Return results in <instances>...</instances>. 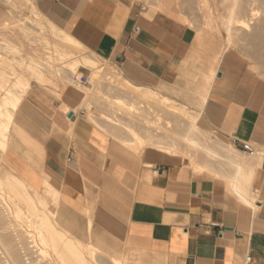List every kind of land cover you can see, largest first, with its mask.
Wrapping results in <instances>:
<instances>
[{
  "label": "crops",
  "instance_id": "0c3cea01",
  "mask_svg": "<svg viewBox=\"0 0 264 264\" xmlns=\"http://www.w3.org/2000/svg\"><path fill=\"white\" fill-rule=\"evenodd\" d=\"M36 9L137 88L184 85L192 69L193 32L130 0H36ZM36 42L49 56V40ZM88 86L24 94L3 160L32 191L54 190L72 237L98 252L95 263L264 264V83L219 72L197 123L214 145L200 156L188 148L187 158L136 149L94 115L98 103H84Z\"/></svg>",
  "mask_w": 264,
  "mask_h": 264
},
{
  "label": "rangeland",
  "instance_id": "374dc122",
  "mask_svg": "<svg viewBox=\"0 0 264 264\" xmlns=\"http://www.w3.org/2000/svg\"><path fill=\"white\" fill-rule=\"evenodd\" d=\"M26 1H28V2H26ZM130 1L132 4L137 5L142 10L143 13L162 14V15H164V16H166V17H168V18H170V19H172V20H174V21H176L182 25L187 26L194 34V49H193L194 55L192 57V63H193L192 69L188 70L186 72V74L183 75V77L186 78L187 80H186L185 84L184 85L182 84L181 86L157 88V90H158L157 93L159 94V98L161 97V99H162L161 100L162 104L160 103V101L157 100L158 98L153 99V100L152 99L138 100L135 97H133V95H131V94L129 95V94H126L124 92H123V95L119 96L122 100L120 102H117V100H116V102H117L116 103L113 96L118 97L117 91H114V90L112 91L106 85L108 83H110L111 77H114V76L120 77V75L116 76L117 75L116 73L119 72L118 68L116 67V65L114 63L109 62V61H105V60H101L98 57L91 54L90 56H92V58L98 59L100 62V64L97 67H102V71L99 75H101V77H102L103 85L100 88L101 90H98V91L96 90L97 92H94L95 86H94L92 77H93V73L95 72L96 68H88V67H85L84 65H82L80 63L81 59H80L79 54H75L73 56H70V55L65 56V54H63L61 51L59 53L60 54L62 53V54L61 55L58 54L57 52H55L56 49L54 48V46H50L51 49H47L48 52L50 51L52 53L51 56L53 55L52 56L53 58L43 57V59H46V60H44V63H46L47 65H52V66L58 65V66L67 67V62L73 61V62H77L78 66L72 67L70 69V71L68 72V74L65 72H62L60 70L59 71L56 70L58 72H55V74L57 75L58 78L59 77L60 78L56 80L55 84L42 82V81L35 78L36 76H38V73L34 74L35 76L33 77V76H31L32 74L30 75V74H28V72H25V73L23 72V70H25L23 68L27 67L25 65L30 63V60H28L26 57H25V60L23 61V64H20L19 59H14V61H10L11 60V58H10L9 60L6 61L7 51H8L7 47H6L7 38H5V41H2L4 39L2 34H1L2 38L0 36V38H1L0 39L1 40L0 46H3V47L5 46V48H3V49H5L7 51H4L2 49L0 50V52H1L0 53V64H2V63L5 64L7 62V64L10 63L11 66L12 65L13 66L12 67L10 66L11 67L10 68V67H8L9 65L5 64V68H7L5 70V68H3L4 64L0 65V68H1L0 73H4L3 75L9 76L8 72H13L14 70L16 72H18L20 70L18 73L22 74V77H23L22 79H25V77H26V80L29 83L28 89L25 92V95L34 87L40 88V89L47 91V92L53 91L56 89V87H59L60 85L66 83V81H62L61 78L66 77L67 75H68L67 76V79H68L67 83L72 84V82H71L72 76H75L77 74L81 75V73H84L87 75V77L89 79V83H90L87 88L83 89V91H85V93H86V99H85L84 103L94 100L96 103H98V107L101 108L100 112H94V115L100 116L98 118H101L104 121L111 123V125H114L116 131H120L122 133V135L130 137V139L133 138L132 141L133 140H135V141L132 142V145H134L135 147L137 146V149L138 148L139 149L144 148L146 146L148 147L150 145V146H153V147H156L158 149L165 151L163 148H160L159 146H156L154 144H146L145 145L144 141L149 139V134L151 133L154 136L153 138H155V140H159L161 138L160 141L162 142L161 144L163 147H164L163 141H164V143L165 142L166 143L171 142L170 144H173L175 147L174 152L177 151L178 154H180L184 158H187L188 154H187V151L185 150V148L187 149L188 147H187L186 142L183 140V138L188 133V127L190 125L189 123H192L191 119H193V116L196 115L195 118H197V119L195 121V131H192L191 137L192 138L194 137V139L198 140V143L196 140L197 145L200 144L201 146L202 145L204 146V145H209V144L211 145L212 144V141L210 140V137H209V135H210L209 133H205L204 135L198 136L199 135L198 132L201 131L200 128L197 127V123H198V119L200 118V115L197 116V114H193L192 112H198V111H200L201 108H203L202 107L203 100L201 99V97L204 96L206 98V101H207L209 90H210L212 84L214 83L216 77L218 76L219 72H227V73L238 72L243 77H247L250 80H256L258 82L264 83V43H263L264 40L261 41L263 43V45H261L262 43L260 42L259 43L260 45L254 44V46H253V44H252V46H251L250 45L251 43H250L249 44L250 47H247L248 45H244L241 42L242 39L248 41L246 39L248 37L247 31H248L249 36L252 35V33H253L252 27L254 24L253 22H256V20L259 18V16L261 18L263 17V14H264L263 11L264 10L262 9V6L260 5L259 2H256L257 4H255L254 1L245 0L244 6L247 5L246 9H247L248 5H249V7L251 5L254 6L255 9H252L253 7L251 6V8L248 7V10L252 9L253 12L256 13V16H254V17H257V18H254V20L248 19L250 17L248 15V13H247L248 16H246V10L241 11V14L239 13L240 19L251 20V21L247 20V23L249 22L248 24H251L252 27L250 25H248L247 29L242 30L244 32H242L240 30V32L242 34V35H240L238 28H236L237 30L232 29V32H231V31H228L227 29H225L224 26H222V24H220L221 21L225 20V18H226L225 16H227V10L225 12L222 10L223 9L225 10V7L227 5H229V3L232 2V0H230V2H228V0H192L193 3L190 7L189 6L187 7L185 5V3H184L185 0H170L172 5H171V8H168V9H167V7L164 6L163 3H161L160 0H130ZM218 1H220V2H218ZM221 1L223 3H221ZM249 2H251V5ZM219 3L221 4V7L222 6L224 7L222 10L219 7L220 6ZM215 4H217V5L219 4V6H216ZM256 5H258L257 6L258 8L255 7ZM161 7H163V8H161ZM33 8L36 9V0H0V22H1V20L2 21L5 20L7 17H8L7 19L9 20L10 19L9 16L11 14L20 17L18 19L19 20L21 19L22 22L24 21V19H27V17H28V19L37 20V22H39L40 26H38V25H34V26L36 28L40 29V31L42 30L43 32L46 31V33H48V32L52 33L50 26H49V23L45 17H41L40 21H38L39 19H36L33 17V15H32V9ZM259 8L262 11H260ZM256 9L257 10L259 9L257 11L258 13L256 12ZM18 12H19V14H18ZM223 17H224V19H223ZM10 21H11V19L9 21H7L6 23H9ZM204 22H206V23H204ZM250 22H252L253 24ZM249 28H250V30H249ZM19 31L22 32L21 30H19ZM237 31L239 32V34ZM245 31H246V33H245ZM249 31L251 33H249ZM13 33L11 31H8L6 34L10 35ZM51 33H49V38H51L50 36H52V38H53V34H51ZM244 33L247 35L246 37H245ZM229 34H232L233 36L236 35L235 37L239 38V39L238 40L234 39L235 37L233 39H231L229 37H231L232 35L229 36ZM30 35H31V37H30L28 43L31 44L30 47L34 48V45L36 43H38L35 41L36 35H33V34H30ZM32 36H33V38H32ZM237 36H239V37H237ZM52 38H51V40H52ZM31 39H32V41H31ZM20 40H22V39H20ZM243 42L245 43V41H243ZM249 42L250 41H248L246 44H248ZM55 47L60 49L61 46L58 44ZM66 47H67V55L71 54L72 50L69 49L68 46H66ZM260 51H261V53H260ZM86 55L89 56L88 53ZM8 56H9V54H8ZM2 60H3V62H1ZM15 61H16V63H15ZM18 61H19V65H21V67L18 65V63H17ZM24 62H26V63H24ZM22 65H23V67H22ZM17 67L20 69H18ZM13 68H17V69H13ZM68 68H69V66H68ZM3 71H5L6 73ZM106 73H108V74H106ZM25 75H27V76H25ZM48 75H50V76H48ZM45 76L47 78L52 77L51 74H49V73H45ZM10 77L13 78L12 75H10ZM119 79H120V82L123 83V81H122L123 78H119ZM106 82H108V83H106ZM8 84H9V82H8ZM6 87H8V86H6ZM106 88H108V89H106ZM97 93L101 99H95L94 94H97ZM112 103H114L115 105H118L119 107L114 108V105H112ZM134 104H137V105H134ZM111 106H113V107H111ZM178 107L188 108L189 110L188 109L187 110L190 111V112H188L189 114L187 113V114H185L186 115L185 116L183 114L178 113V111H177ZM119 108H120V110H119ZM193 108L194 109L197 108V109L193 110ZM150 109H151V111H150ZM107 112H109V114ZM130 114H133V116ZM89 117L92 118L93 116L90 114ZM129 117H131V118H129ZM150 125H152V128H150L151 127ZM148 126L151 130L148 128ZM147 129L150 132H148ZM196 130H198V132H196ZM7 132H8V130L6 131V133ZM146 132H148L149 134ZM135 133H137V135L139 137H140V135H142V137L144 139H142L140 137L141 138V139H139L140 142L137 141L138 139H136L133 136ZM194 134H196L198 137ZM204 137H206V138H204ZM203 138H204V140H203ZM176 140H178V141L176 142ZM7 141H8V136L0 137V178L2 179L3 175L7 174V172H8L9 175L13 174L12 176H15L17 179H20L21 177L19 175H17L15 172H13L6 164H4L5 162L3 160V154H4L6 147H7ZM207 141H208V143H207ZM209 141H211V142H209ZM180 149H182V150H180ZM196 150L199 151L198 148L197 149L193 148L192 150H190L191 154L194 152V153H196V155H203L202 151H199V153H198V151H196ZM200 152L202 154H200ZM21 180L27 187H29L31 190H33L22 178L20 179V181ZM9 191L10 190H9L7 185L0 184V264H55L54 262L56 261V259L58 257L54 256V255H56V252H54V251L57 248L59 250V246L61 244L56 248V246L53 243L54 240H51L53 238V235H52L53 233H51L50 230L46 231L48 229H44V231H46L48 234L43 231L44 237H43V235H41V237H40L37 234L36 230H31V228L34 226H29V225L27 226L26 224L24 225L25 221H23L24 220L23 215H21L22 217L21 216L18 217L14 213L15 212V205H14L15 203L14 202L16 201V199L11 197V194L9 193ZM35 192L37 193V195L39 197V198L37 197V202L40 204H42V203L47 204V205L45 204L43 206L44 210L46 211V212L44 211V213L45 214L47 213L46 215L51 219V223L54 225V227L57 230H59L60 232H67L68 236H69L68 238L75 241V239L72 237V234H71L72 231H71L69 225L67 223H65V221H64L66 219L67 213L60 206V204L56 203L57 195L56 196L54 195L55 192L50 188H46V186H44L42 192H38L36 190H35ZM49 215H51V216H49ZM32 229H35V227ZM45 235L49 236L50 241L48 240V237H46ZM39 237H40V239H39ZM41 239L42 240L46 239L44 241L45 243H43ZM49 243L51 244V246L49 245ZM42 245H44L45 247ZM62 245H63V243H62ZM62 245L60 248H63ZM52 246L56 248V249L54 248L55 250L53 251V253H52V250H53ZM79 247L81 248L83 253H85V252L87 253V255H85L86 253L84 255L86 258H88L90 263L96 264L95 261L98 257V252L94 249L89 248V247H87V248H85V247L83 248L81 246H79ZM88 250H90V251H88ZM60 251L62 252V249H60ZM52 254H54V255H52ZM46 256H48V257H46ZM50 256L52 258H50ZM60 257L61 258H59V260L61 259V263H63V262L65 263V259H64V261L62 259L63 258L62 254ZM89 257H90V259H89ZM69 260H67L68 264H73V261L72 260L69 261ZM57 261H58V259H57ZM57 261H56V263H57ZM61 263H59V264H61ZM74 264H76V262H74Z\"/></svg>",
  "mask_w": 264,
  "mask_h": 264
},
{
  "label": "bare ground",
  "instance_id": "6f19581e",
  "mask_svg": "<svg viewBox=\"0 0 264 264\" xmlns=\"http://www.w3.org/2000/svg\"><path fill=\"white\" fill-rule=\"evenodd\" d=\"M161 1V3H163L164 4V6L165 7H167V9L168 8H171V2H170V0H160ZM251 1H254L255 2V4H257L256 2H259L260 3V5L262 6V9L264 10V0H251ZM26 2H28V1H26ZM218 2H220V1H218ZM228 2H230V0H228ZM243 2V3H242ZM248 2V1H247ZM246 2V3H247ZM253 2V3H254ZM30 3V2H29ZM184 3H185V5L188 7H190L191 5H192V0H185L184 1ZM215 3V2H214ZM221 3H223L222 1H221ZM244 3H245V0H232V2L231 3H229V5H227L226 7H225V10L223 9L224 7L222 6L221 7V4H220V6H219V4L217 5V4H215L216 6H219L220 8H221V10L222 11H226L227 10V16H225L226 18H225V20H223V21H221V23L220 24H222V26H224V28L225 29H227L228 31H231L232 32V29H236V28H238L239 30V32H240V30L242 31V30H245V29H247L248 28V25H250L251 27H252V25L251 24H248L247 23V20L248 19H251V20H254V18H257V17H254V16H256V13L255 12H253V10L252 9H255L254 8V6H252L251 5V2H249L250 3V5L253 7L252 9H249L248 10V7H249V5H248V7H247V9H246V6H244ZM248 4V3H247ZM223 5V4H222ZM26 6V5H25ZM34 6V5H33ZM251 6L249 7V8H251ZM258 5H256L255 7H257ZM164 7V8H165ZM161 8H163V7H161ZM258 8V7H257ZM260 9V8H259ZM258 9V10H259ZM244 10H246V16H248L249 15V17L250 18H248L247 20H242V19H240V17H239V13L241 14V11H244ZM257 9H256V12L258 11ZM248 11V12H247ZM260 11H262L261 9H260ZM20 12V11H19ZM19 12H18V14H19ZM264 12V11H263ZM247 13H248V15H247ZM258 13V12H257ZM226 14V13H225ZM224 14V15H225ZM23 15V14H22ZM32 15H33V17L34 18H36V19H39L38 21H40V18L42 17L39 13H38V11H37V9H35V8H33L32 9ZM223 15V16H224ZM262 15V14H261ZM10 17V19H11V21L9 22V23H6L7 21H9L7 18L5 19V20H1V22H0V36H1V38H2V35H3V37H4V39L2 40V41H5V38H7V40H6V43H7V45H6V47H7V50H5V49H3V48H5V46L3 47V46H0L1 48H0V50L2 49V50H4V51H7V59H6V61L7 60H9L10 58H11V60L10 61H14V59H19L20 60V64H23V61L25 60V57L26 58H28L29 60H30V63H28L27 65H25V66H27L26 68H23V69H25V70H23V72L25 73V72H28V74H32L31 76H35L34 74H36V73H38V76H36L35 78L36 79H38V80H40V81H43L44 79H46L47 81H49V82H55V80H57V79H59L58 77H57V75L55 74V72H58L59 70L60 71H62V72H65V73H67L68 74V72L70 71V69L72 68V67H75V66H78V64H77V62H73V61H71V62H67L66 60V62H67V67H63V66H58V65H56V66H52V65H47L46 63H44V60H46V59H43V57H45V58H53L52 56H51V52L49 51V56H48V54H46L47 52H45L44 50H43V48H42V45H34V48L33 47H30L31 46V44L30 43H28L29 42V39H30V37H31V35L30 34H33V35H36V39H35V41L36 40H40V39H42L43 38V35L49 40V47L50 46H54V48L56 49V51L55 52H57L58 54H60L59 52L61 51L63 54H65V56H73V55H75V54H79L80 55V63L82 64V65H84L85 67H88V68H96L95 69V72L93 73V77H92V79H93V83H94V86H95V91L94 92H97L98 90H101L100 88L102 87V85H103V81H102V77H101V75H99L100 73H101V71H102V67H97L99 64H100V62H99V60H97V59H95V58H92V56H90L91 55V53L86 49V48H84L80 43H78L76 40H74L71 36H69L68 34H66V33H64V32H62L61 30H59V29H57L53 24H51L50 22H48L49 23V26H50V29H51V31H52V33L51 32H48V33H46V31L45 32H43L42 30L40 31V29H38V28H36L34 25H38V26H40V24H39V22H37V20H33V19H28V17H27V19H25V21H28L30 24H31V27H32V30L31 31H29V32H27V29H26V23H24V22H22V21H19L17 18H18V16L16 17V15H10L9 16ZM242 17V16H241ZM20 18V17H19ZM223 19H224V17H223ZM21 20V19H20ZM42 20V19H41ZM212 20V19H211ZM251 20H248V21H251ZM214 21V20H213ZM212 21V22H213ZM220 21V20H219ZM218 21V22H219ZM204 23H206V22H204ZM250 23H252V22H250ZM255 25H254V24ZM252 24H253V27H252V30H253V33H252V35H250L249 36V34H248V31H247V35H248V37L246 38L248 41H250L248 44H246L248 41H246V40H244V39H242V43L244 44V45H248L247 47H250L249 46V44L252 46V44H253V46H254V44H259L261 41H263L264 40V14H263V17L261 18L260 16H259V18L256 20V22H253ZM209 25V24H208ZM212 25V24H211ZM37 26V27H38ZM250 27V28H251ZM44 28V27H43ZM250 28H249V30H250ZM19 30H21L22 32H20ZM33 30H35V31H33ZM37 30H39L40 32H38ZM237 30V29H236ZM8 31H11L13 34H10V35H7L6 33L8 32ZM235 31V30H234ZM233 31V32H234ZM237 31V32H238ZM246 31H245V33H246ZM239 32H238V34H239ZM242 32H244V31H242ZM46 33V34H45ZM49 33H51V34H53V38H52V36H50L51 38H52V40H51V38H49ZM244 33V35H245V37L247 36L246 34ZM249 33H251L250 31H249ZM2 34V35H1ZM13 35V36H12ZM30 35V36H29ZM232 34H229V36H231ZM240 35H242L241 34V32H240ZM239 35V36H240ZM243 35V36H244ZM236 35H232L231 37H229V38H231V39H233L234 37H235ZM239 36H237V37H239ZM242 37V36H241ZM0 38V39H1ZM32 38H33V36H32ZM20 39H22V40H20ZM230 39V40H231ZM234 39H239V38H234ZM1 41V40H0ZM31 41H32V39H31ZM34 41V40H33ZM243 41H245V43L243 42ZM3 43V42H2ZM262 43V42H261ZM264 43V42H263ZM263 43L261 44V45H263ZM1 44V43H0ZM60 45L61 47H60V49L59 48H57V47H55L56 45ZM260 45V44H259ZM258 45V46H259ZM66 46H68V48L69 49H71L72 51H71V54H68L67 55V47ZM37 47V48H36ZM257 47V46H256ZM258 48V47H257ZM49 49H51V47L49 48ZM59 50V51H58ZM1 53V52H0ZM61 53V54H62ZM89 54V56L88 55H86V54ZM260 53H261V51H260ZM8 54H9V56H8ZM60 54V55H61ZM259 54V53H258ZM6 55V54H5ZM63 56V55H62ZM5 58V57H4ZM1 62H3V60L1 61ZM9 62V61H8ZM15 63H16V61H15ZM18 63V65H19V61L17 62ZM24 63H26V62H24ZM55 63V62H54ZM4 63H2V64H0V65H3ZM5 64H7V62L5 63ZM5 64H4V67L3 68H5ZM13 64V63H12ZM7 65H9L8 67H10L11 66V64L10 63H8ZM17 65V64H16ZM17 65V66H18ZM13 66V65H12ZM11 66V67H12ZM20 67H21V65H19ZM68 66H69V68H68ZM10 67V68H11ZM15 67V66H14ZM22 67H23V65H22ZM2 68V69H3ZM18 68V67H17ZM17 68H13V69H17ZM1 69V68H0ZM7 68H5V70H6ZM18 69H20V68H18ZM4 70V69H3ZM56 70H58V71H56ZM11 71V70H10ZM13 71V70H12ZM20 71V70H19ZM18 71V72H19ZM2 72V71H1ZM3 72H5V71H3ZM18 72H16L15 70L13 71V72H8V75L9 76H7V75H3L4 73H0V137H6L7 136V133H6V131L8 130V128H9V124H10V121H11V119H12V116H13V113H14V111L16 110V108H17V106H18V104H19V102H20V100L23 98V96H24V94H25V92L27 91V89H28V81L26 80V77L25 76H27V75H25L24 77H25V79H22L23 77H22V74H20V73H18ZM114 72V71H113ZM6 73V72H5ZM22 73V72H21ZM45 73H49V74H51V78H47L46 76H45ZM27 74V73H26ZM106 74H108V73H106ZM117 75L116 76H119L120 75V77H111V81H110V83H108V82H106V83H108L106 86H108V88H110L112 91L114 90V91H117V94H118V92L119 93H126V94H131V95H133V97H135L136 99H138V100H144V99H156V98H158L157 100L158 101H160V103L162 102L161 100V97L159 98V94L157 93V92H154V91H152V90H149V89H143V88H137V87H135V86H133L132 84H130V83H128L127 81H125L124 79H122V81H123V83H121L120 82V79L119 78H122L121 77V74L118 72V73H116ZM10 75H12L13 76V78H11L10 77ZM64 75V74H63ZM78 75V74H77ZM48 76H50V75H48ZM66 76V75H65ZM68 76V75H67ZM67 76L66 77H62L61 78V80L62 81H66V83L68 82V79H67ZM109 80V79H108ZM8 82H9V84H8ZM6 86H8V87H6ZM108 88H106V89H108ZM97 90V91H96ZM94 97H95V99H101L100 97H99V95H98V93L97 94H94ZM114 97V100H115V102H116V100H117V102H120L122 99L121 98H119V97H115V96H113ZM164 100V99H163ZM133 101V100H132ZM103 102V101H102ZM116 102V103H117ZM154 102V101H153ZM152 102V103H153ZM105 103V102H104ZM110 103V102H109ZM157 104V103H156ZM159 104V103H158ZM162 104V103H161ZM111 105V104H110ZM112 105H114V108H118L119 106L118 105H115L114 103H112ZM133 105V104H132ZM134 105H137V104H134ZM131 106V105H130ZM153 106V105H152ZM160 106V105H159ZM111 107H113V106H111ZM148 107V106H147ZM156 108V107H155ZM188 108H183V107H178L177 108V111H178V113H180V114H183V115H185V114H187L188 112H190V111H188L187 110ZM195 109H197V108H195ZM194 108H193V110H195ZM119 110H120V108H119ZM149 110V109H148ZM154 110V109H153ZM145 111V110H144ZM150 111H151V109H150ZM155 111V110H154ZM201 109H200V111H198V112H192L193 114H197V116H199L200 114H201ZM133 112V111H132ZM151 113V112H150ZM129 114V113H128ZM189 114V113H188ZM130 115H132L133 116V114H130ZM178 115V114H177ZM129 116V115H128ZM186 116V115H185ZM191 116V115H190ZM196 116V115H195ZM195 116H193V119H191V122L192 123H189L190 125H189V131H188V134L185 136L184 134V138H183V140L186 142V144H187V147L190 149V150H192L193 148H198V149H201L202 150V153H204L203 152V150H205L207 147H205L206 145H202L203 147H205V149H203L202 148V146L199 144V145H197V143H198V140L197 139H194V137L192 138L191 136V134H192V131H195V121H196V119L197 118H195ZM129 118H131V117H129ZM136 118V117H135ZM191 118V117H190ZM189 121V120H188ZM104 122V121H103ZM190 122V121H189ZM99 123V122H98ZM97 124V123H96ZM153 125V124H152ZM152 125H150L151 127L150 128H152ZM113 127V126H112ZM198 127V126H197ZM148 128H149V126H148ZM149 128V129H150ZM151 130V129H150ZM147 131H148V129H147ZM106 132V131H105ZM148 132H150V131H148ZM148 132H146V133H148ZM196 132H198V130H196ZM108 133V132H107ZM111 133V132H110ZM206 133V132H205ZM204 133V131L202 132V131H199L198 132V136H200V135H204L205 134ZM149 134V133H148ZM197 134V133H196ZM196 134H194V135H196ZM114 135V134H113ZM116 135V134H115ZM131 135V134H130ZM129 135V136H130ZM136 139H138L137 141H139L140 142V140L139 139H141L138 135H137V133H135L134 135H133ZM197 136V135H196ZM197 136V137H198ZM121 137V136H120ZM154 136L150 133L149 134V139L148 140H146V141H144L145 142V145L146 144H154V145H156V146H159L160 148H163L165 151H167V152H174V150H175V147H174V145L173 144H170L169 142L168 143H164V141H163V145H164V147L162 146V142L160 141V139L159 140H155V138H153ZM182 137V136H181ZM203 137V136H202ZM201 137V138H202ZM147 138V137H146ZM167 138V137H166ZM204 138H206V137H204ZM204 138H203V140H204ZM133 139V138H132ZM208 139V138H207ZM122 140V139H121ZM179 140V139H178ZM178 140H176V142L178 141ZM196 140H197V143H196ZM202 140V141H203ZM206 140V139H205ZM133 141H135V140H133ZM142 142V141H141ZM209 142H211V141H209ZM135 143V142H134ZM207 143H208V141H207ZM206 144V143H205ZM212 145H214V144H212ZM150 146V145H149ZM6 147V146H5ZM126 147V146H125ZM131 147V146H130ZM128 148H129V145H128ZM132 148V147H131ZM188 148L186 149L185 148V150H188ZM192 148V149H191ZM136 149H137V146H136ZM136 149H134L135 151H136ZM209 149V148H208ZM180 150H182V149H180ZM200 150V151H201ZM219 150V149H218ZM196 151H198V150H196ZM206 151V150H205ZM175 152H177V151H175ZM208 152H210V151H206V153H208ZM178 153V152H177ZM198 153H199V151H198ZM201 152H200V154H202ZM206 153L204 154V155H206ZM223 153V152H222ZM173 154V153H172ZM194 154V153H193ZM210 154H208V156H209ZM218 155V154H217ZM200 156V155H199ZM202 157V156H201ZM200 157V158H201ZM210 157V156H209ZM209 157L207 158V159H209ZM213 157V156H212ZM194 158V157H193ZM205 158V157H204ZM199 159V158H198ZM214 159V158H213ZM195 160H197V159H195ZM203 161H204V159H202ZM210 160V159H209ZM202 161V162H203ZM208 161V160H207ZM3 163V162H2ZM203 163H205V162H203ZM5 164V163H4ZM198 165V164H197ZM4 166V165H3ZM10 172V171H9ZM7 174H8V172H7ZM7 174H4L3 175V177H2V179L0 178V184H5V185H7L8 186V188H9V193L11 194V197H13L14 199H16V201L14 202L15 204V215L16 216H21V215H23V221H25V223H24V225L26 224L27 226L29 225V226H34L35 227V229H32V228H34V227H32L31 228V230H36L37 231V234L41 237V235H43V237H44V234H43V231H44V229H48V230H46V231H51V233H53L52 235H53V238L51 239V240H54V245L56 246V248L61 244L62 245V243H63V245H62V247L63 248H60L61 247V245L59 246V250H58V248L56 249L55 247H53L52 246V248H53V250H52V253H53V251L54 252H56V255H54V254H52V255H54V256H57L58 258V261H57V259H56V261H57V263H56V261L54 262L55 264H59V263H61V259L59 260V258H61L60 256H61V254H62V259H63V261H64V259H65V263L63 262V263H61V264H68V261L67 260H69V261H73V264H74V262H76V264H91L90 263V261L88 260V258H86L85 257V255H87V253L85 254V253H83L82 252V250H81V248L79 247V246H81V247H85V248H87V247H89V248H91L90 246H87V245H84V244H81V243H79V242H76V241H74V240H71L70 238H68L69 236H68V234L67 233H65V232H60L59 230H57L55 227H54V225L51 223V219L44 213V208H43V206L46 204V203H42V204H40V203H38L37 202V197H38V195H37V193L35 192V191H32V190H29V187H27L23 182H22V180L20 181V179H17L15 176H12V175H7ZM44 180V179H43ZM43 184V183H42ZM44 185V184H43ZM47 188H49V187H47ZM54 191V190H53ZM8 194V193H7ZM45 194V193H44ZM53 195V194H52ZM55 196H56V194H54ZM58 196V195H57ZM10 197V196H9ZM39 198V197H38ZM13 200V199H12ZM44 200V199H43ZM47 200V199H46ZM13 204V203H12ZM47 205V204H46ZM6 206V205H5ZM46 209V208H45ZM46 212V211H45ZM49 216H51V215H49ZM53 216V215H52ZM22 217V216H21ZM22 220V219H21ZM22 223V224H23ZM89 224V223H88ZM26 226V227H27ZM89 230V229H88ZM46 231H44V232H46ZM35 232V231H34ZM47 233V232H46ZM36 234V233H35ZM36 234V235H37ZM48 234V233H47ZM51 235V234H50ZM51 235V236H52ZM46 237H48V240H49V236H47V235H45ZM40 237H39V239H40ZM47 239V238H46ZM45 239V240H46ZM42 240V239H41ZM40 240V241H41ZM45 240H42V242L43 243H45L44 241ZM39 241V242H40ZM50 241V240H49ZM41 242V243H42ZM62 242V243H61ZM51 243V242H50ZM49 243V245L51 246V244ZM47 245V244H46ZM42 246H44V245H42ZM45 247V246H44ZM47 247V246H46ZM55 248V249H54ZM88 248V249H89ZM60 249H62V252L60 251ZM91 249H93V248H91ZM85 250V249H84ZM87 251V250H86ZM88 251H90V250H88ZM93 252V251H92ZM85 254V255H84ZM42 256V255H41ZM90 256V255H89ZM46 257H48V256H46ZM91 257V256H90ZM90 257H89V259H90ZM50 258H52L51 256H50ZM55 258V257H54ZM53 260V259H52ZM116 263V262H115ZM117 264V263H116Z\"/></svg>",
  "mask_w": 264,
  "mask_h": 264
},
{
  "label": "built area",
  "instance_id": "2783aa9c",
  "mask_svg": "<svg viewBox=\"0 0 264 264\" xmlns=\"http://www.w3.org/2000/svg\"><path fill=\"white\" fill-rule=\"evenodd\" d=\"M136 31H138V28H136ZM71 82L72 84L76 86H80V87H86L90 84L88 77L83 76V75L72 76ZM242 151L247 154H257L258 153V151L250 144H242ZM245 264H251V260L249 257L245 259Z\"/></svg>",
  "mask_w": 264,
  "mask_h": 264
}]
</instances>
